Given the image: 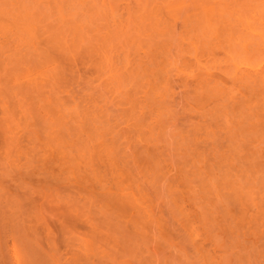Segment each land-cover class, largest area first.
<instances>
[{
	"label": "rangeland",
	"instance_id": "374dc122",
	"mask_svg": "<svg viewBox=\"0 0 264 264\" xmlns=\"http://www.w3.org/2000/svg\"><path fill=\"white\" fill-rule=\"evenodd\" d=\"M230 33L264 49V0H0V264H264V50Z\"/></svg>",
	"mask_w": 264,
	"mask_h": 264
},
{
	"label": "bare ground",
	"instance_id": "6f19581e",
	"mask_svg": "<svg viewBox=\"0 0 264 264\" xmlns=\"http://www.w3.org/2000/svg\"><path fill=\"white\" fill-rule=\"evenodd\" d=\"M162 1H163V0H162ZM62 3H63V2H62ZM177 3H178V2H177ZM179 3L181 4V2H179ZM183 4H184V3L182 2L181 5H183ZM62 5H64V4H62ZM201 5H202V4H201ZM203 5H205V4H203ZM169 6H170V5H169ZM173 6H176V7H177V6H179V4H178V5H175V4H174ZM173 6H171L172 8H171L170 10H173ZM183 6H186V7H187V5H185V4H184ZM205 6H207V8H208L209 5H205ZM205 6H204V7H205ZM211 7H212V6H211ZM161 8H162V7H161ZM179 8H183V7H182V6H179ZM179 8H176L177 11H178ZM209 8H210V7H209ZM168 9H169V8H168ZM168 9H167V10H168ZM185 9H186V8H185ZM200 9H202V6H201ZM203 9H205V8H203ZM234 9H235V8H234ZM238 9H239V8H238ZM240 9H241V8H240ZM243 9H244V8H243ZM174 10H175V7H174ZM189 10H190V9H189ZM189 10H188V11H189ZM213 10H216V9L213 7ZM217 10H219V9H217ZM217 10H216V12L214 11L215 14H216V13H217V14L219 13V12H217ZM227 10H228V9H226V11H227ZM236 10H237V9H236ZM161 11H162V10H161ZM177 11H176V12H177ZM180 11H181V10H180ZM182 11H183V10H182ZM193 11H194V10H193ZM221 11H222V10H221ZM221 11H220V12H221ZM224 11H225V10H224ZM226 11H225V15H227ZM170 12H171V11H170ZM173 12H174V11H173ZM183 12H187V9H186L185 11H183ZM214 12H213V13H214ZM229 12H230V11H229ZM229 12H228V14H229ZM235 12H236V11H235ZM240 12H241V11H240ZM240 12H238V16H239V13H240ZM86 13H87V12H86ZM151 13H152V12H151ZM187 13H188V14H191L190 11L187 12ZM194 13H195V12H194ZM194 13H193V16H192V17L195 18V17H197L198 15H195ZM202 13H204V12L202 11ZM223 13H224V12H223ZM231 13H233V12H231ZM63 14H64V13H63ZM169 14H172V13H169ZM169 14H168V15H169ZM181 14H182V13H180V15H181ZM184 14L186 15V13H184ZM188 14H187V16H188ZM221 14H222V13H221ZM221 14L219 13L220 16H221ZM65 15H66V14H65ZM90 15H91V14H90ZM164 15H165V14H164ZM166 15H167V14H166ZM174 15H175V14L173 13V16H172V17H171L170 15H169V16H170L171 18L174 19ZM178 15H179V13H178ZM206 15H207V13H206ZM233 15H237V12H236V14H233ZM78 16H80V15H78ZM157 16H160V15L157 14ZM190 16H191V15H190ZM190 16H189V17H190ZM204 16H205V14H204ZM214 16H215V17H218V15H217V16L214 15ZM220 16H219V17H220ZM227 16H228V15H227ZM80 17H81V16H80ZM151 17H152V16H151ZM153 17H154V16H153ZM170 17H169V18H170ZM183 17H184V15L182 16L181 20H183ZM210 17H211V16H210ZM229 17H230V16H229ZM232 17H233V16H232ZM232 17H231V19H232ZM240 17H242V15H241ZM246 17H247V15H246ZM254 17H255V16H254ZM74 18H75V17H74ZM76 18H77V17H76ZM160 18H161V17H160ZM178 18H179V17L177 16L176 20H179ZM203 18H204V19H207V17H206V18L203 17ZM220 18H221V17H220ZM222 18H224V17H222ZM227 18H228V17H227ZM234 18H235V17H234ZM234 18H233V19H234ZM242 18H243V17H242ZM247 18H248V17H247ZM128 19H131L130 16H129ZM146 19H148V18H146ZM152 19H153V18H152ZM152 19H151V20H152ZM184 19H185V18H184ZM186 19H191V17H190V18L187 17ZM198 19H199V17H198ZM208 19H209V18H208ZM231 19H230V20H231ZM235 19H236V18H235ZM238 19H239V18H238ZM78 20H79V19H78ZM131 20H132V19H131ZM131 20H130V21H131ZM160 20H161V19H160ZM176 20L174 19V21H176ZM192 20H193V18H192ZM201 20H202V19H201ZM212 20H213V19H212ZM212 20H210V21H212ZM214 20H215V19H214ZM219 20H220V19H219ZM225 20H227V19H224V21H225ZM240 20H241V18H240ZM247 20H248V19H247ZM251 20H252V18H251ZM132 21H133V20H132ZM145 21H146V20H145ZM149 21H150V19L148 20V22H149ZM152 21H155V20H152ZM168 21H169V20H168ZM174 21H173V22H174ZM206 21H207V20H206ZM231 21H232V20H231ZM235 21H236V20H234V23H235V24L239 23L238 20H237L238 22H237V21L235 22ZM244 21H245V20H244ZM124 22H125V21H124ZM126 22H127V21H126ZM126 22H125V23H126ZM161 22H162V21H161ZM169 22H170V24H171V21H169ZM169 22H168V23H169ZM173 22H172V25H173ZM185 22H186V20H185ZM185 22H184V20H183V22H181V23H185ZM215 22H217V20H216ZM215 22L212 21L213 24H215ZM228 22H230V21L228 20ZM242 22H243V21H242ZM125 23H124V24H125ZM198 23H199V22H198ZM205 23L208 24V26H210V25H209V20H208L207 22H205ZM225 23H226V22H225ZM126 24H127V23H126ZM132 24H133V23H132ZM136 24H137V23H136ZM155 24H156V23H155ZM162 24H163V23H162ZM206 24H205V25H206ZM210 24H211V23H210ZM213 24H212V25H213ZM217 24H218V22H217ZM217 24H215V25H217ZM229 24H230V23H229ZM232 24H233V22H232ZM235 24H233V25H235ZM241 24H242V23H241ZM246 24H247V23H246ZM248 24H249V23H248ZM248 24H247V26H248ZM145 25L147 26V24H145ZM152 25H153V24H152ZM163 25H164V24H163ZM182 25H183V24H181V27H182ZM215 25H214V26H215ZM220 25H221V24H220ZM238 25H239V24H238ZM133 26L135 27V26H137V25H135V23H134ZM148 26H150V22L148 23ZM167 26H168V28H169V25H168V24H167ZM185 26H186V23H185ZM185 26L183 25V27H185ZM199 26H200V25H199ZM206 26H207V25H206ZM249 26H250V25H249ZM126 27H127V25H126ZM141 27H143V25H141L140 27H138V30H140L139 28H141ZM171 27H172V26H171ZM183 27H182V28H183ZM187 27H188V26H187ZM189 27H190V26H189ZM189 27H188V29L185 28V31H186V30H189ZM211 27H213V26H210V27H209V30H210ZM226 27H227V26H226ZM231 27H232V26H230V27H228V28H231ZM235 27H236V25H235ZM235 27H234V28H235ZM237 27H238V26H237ZM242 27H243V26H242ZM242 27H241V28H242ZM122 28H123V27H122ZM132 28H133V27H132ZM168 28L165 27V30H166V29L168 30ZM214 28H215V30L217 29L216 27H214ZM243 28H245V26H244ZM250 28L252 29V27H250ZM239 29H240V28H239ZM247 29H249V27H248ZM124 30L126 31L125 27H124ZM167 30H166V31H167ZM172 30H173V29H172ZM181 30H182V29H181ZM209 30H207V31L205 30V33H208ZM211 30H212V32H213L214 29L211 28ZM230 30H232V29H230ZM242 30H243V29H242ZM162 31H163V32H162ZM162 31H158V32H162V33L165 32L163 29H162ZM182 31H184V30H182ZM185 31H184V32H185ZM156 32H157V31H156ZM184 32H183V33H184ZM187 32H188V31H187ZM203 32H204V30H203ZM232 32L235 33L236 31L234 30V31H232ZM242 32H243V34H244V31H242ZM145 33H146V32H145ZM162 33H161V34H162ZM181 33H182V32H181ZM183 33L181 34V37H183V36H182ZM227 33H228V35H229V32H227ZM247 33H248V32H247ZM247 33H246V34H247ZM147 34H148V32H147ZM164 34H165V33H164ZM169 34H172V33H168V35H169ZM188 34H189V33H188ZM194 34H195V33H193V35H194ZM197 34H198V32H197ZM210 34H211V33L209 32L208 35H210ZM212 34H213V33H212ZM215 34H216V33H215ZM237 34H238V33H237ZM246 34H245V35H246ZM248 34H249V33H248ZM248 34H247V35H248ZM250 34H251V33H250ZM145 35H146V34H145ZM177 35H178V37H179V34H177ZM184 35H185V34H184ZM208 35L205 34L204 36L207 37ZM224 35H225V34H224ZM224 35H223V37H225ZM235 35H236V34H234V36H235ZM241 35H242V34H241ZM251 35H252V34H251ZM146 36H147V35H146ZM172 36H173V35H172ZM174 36H176V35L174 34ZM174 36H173V37H174ZM185 36H186V35H185ZM189 36H190V34H189ZM189 36H187V37H188V40H191L193 37H195V36H193V37L190 36L191 39H189ZM202 36H203V34H202ZM234 36H233L232 33H230V37L232 38V40H230V41H233L234 44H235V46H233L232 42H230V45L233 46V47H232V46H231V47L234 48V50H235V47H236V46H237L236 48H238V49H240V50H245V49H246V46H247V48H248V47L250 48L251 43L254 42V41H251V43L249 44V46H248V45H245V44H244V45H241L242 43H241V44L239 43V42H240V41H239V36H240V34H239L238 38H236L237 35L235 36V38H234ZM249 36H250V35H249ZM249 36H245L246 39H247V37H249ZM150 37L152 38V35H151ZM153 37H154V36H153ZM178 37H177V39H178ZM196 37H199L201 40L203 39V41L206 39L205 37H204L205 39H204V38H201V36H196ZM210 37H211V36H210ZM226 37H227V36H226ZM226 37H225V38H226ZM228 37H229V36H228ZM245 37L242 36L241 39H242V38L244 39ZM257 37H259V35H258ZM260 37H261V36H260ZM134 38H135V37H134ZM156 38H157V37H156ZM160 38H161V37H160ZM250 38H252V37H250ZM250 38H249V39H250ZM166 39H167V37H166ZM174 39H175V38H174ZM186 39H187V38H186ZM196 39H197V41L199 40L198 38H196ZM241 39H240V40H241ZM262 39H263V38H262ZM262 39L259 40V41L262 42ZM134 40H135V39H134ZM155 40H156V39H155ZM183 40H184V39H183ZM188 40H187V41H188ZM193 40H194V39H193ZM207 40H210V38H207ZM222 40H223V38L221 39V41H222ZM225 40L227 41V38H226ZM225 40H224V42H225ZM236 40L239 41V42L235 43ZM247 40H248V39H247ZM252 40H253V39H252ZM146 41H147V40H146ZM165 41H166V40H165ZM165 41H164V42H165ZM173 41H174V40H173ZM176 41H177V43L179 42L178 40H176ZM199 41H200V40H199ZM199 41H198V43H199ZM213 41H214V40H213ZM228 41H229V40H228ZM241 41H242V40H241ZM244 41H245V40H243L242 42H244ZM152 42H153V41H152ZM166 42H167V41H166ZM166 42H165V43H166ZM168 42H169V41H168ZM168 42H167V43H168ZM171 42H172V41H171ZM180 42H181V41H180ZM184 42H185V40H184ZM205 42H207V41L205 40ZM216 42H217V41H216ZM249 42H250V41H249ZM146 43H147V42H146ZM165 43H163V46L166 47ZM187 43H189V42H187ZM217 43H218V42H217ZM244 43H245V42H244ZM255 43H256V40H255ZM255 43L252 44V45H255V47H257L258 45H261V44L258 43V45L256 46ZM147 44H148V43H147ZM155 44H156V43H155ZM174 44H175V43H174ZM181 44H182V43H181ZM192 44H193V43H192ZM223 44H224V43H223ZM160 45H162V43L160 44V42H159V46H160ZM186 45H187V44H186ZM190 45H191V43H190ZM190 45H188L189 48H190ZM212 45H213V44H212ZM212 45H211V46H212ZM252 45H251V46H252ZM145 46H146V45H145ZM152 46H153V45H151L150 48H151ZM155 46H156V45H154V47H155ZM157 46H158V44H157ZM163 46H162V47H163ZM173 46H174V45H173ZM173 46H172V44H171V47H173ZM175 46L177 47L176 44H175ZM179 46H181V45L178 44V47H179ZM184 46H185V44H184ZM162 47H161V48H162ZM165 47H164V48H165ZM167 47L169 48V45H168ZM167 47H166V48H167ZM171 47H170V48H171ZM176 47H175V48H176ZM178 47H177V48H178ZM191 47H192V46H191ZM193 47H194V45H193ZM193 47H192V48H193ZM146 48H149V44H148V47L146 46ZM155 48H156V47H155ZM157 48H158V47H157ZM157 48H156V51H157ZM166 48H165V49H166ZM185 48H186V47H185ZM232 48H231V49H232ZM152 49H153V48H152ZM159 49H160V48H159ZM159 49H158V51H159ZM162 49H163V48H162ZM178 49H179V48H178ZM182 49H183V47H182ZM238 49H237V51H238ZM252 49H255V48H251V50H250V49H249V50L252 51ZM146 50H147V49H146ZM167 50H168V49H167ZM179 50H180V49H179ZM187 50H188V49H187ZM227 50H229V49H227ZM240 50H239V51H240ZM259 50L262 51V50H264V49H261V48L258 49V47H257V48L255 49V51H254V50H253V51H254L255 53L257 52V53L259 54V52H258ZM154 51H155V50H154ZM162 51H163V50H161V52H162ZM165 51H166V50H165ZM176 51L179 52L177 49H176ZM181 51H183V50H181ZM230 51H231V50H230ZM230 51H227V52H229V53H227V52H225V50H224V52L227 53V54H229V55H230V53H231ZM232 51H233V49H232ZM253 51H252V52H253ZM146 52H147V51H146ZM166 52H167V51H166ZM195 52H196V50H195ZM235 52H236V50H235ZM235 52L233 51V54H236ZM240 52H241V51H240ZM240 52H237V54L240 53ZM254 52H253L252 54H251L250 52H249V53H250V55H253ZM263 52H264V51H263ZM162 53H163V52H162ZM222 53H223V51H222ZM241 53H242V52H241ZM241 53H240V54H241ZM246 53H248V51H246ZM249 53H248V55H245L244 58H248V57H246V56H249ZM160 54H161V53H160ZM214 54H215V53H214ZM242 54H243V53H242ZM262 54H263V53H262ZM222 55H223V54H222ZM224 55H225V54H224ZM238 55H239V54H238ZM238 55H236V56H238ZM260 55H261V54H260ZM230 56H234V55L231 54ZM239 56H240V55H239ZM239 56H238V57H239ZM243 56H244V55H243ZM243 56H241V58H239V59L242 60V59H243V58H242ZM214 57H215V56H214ZM223 57H224V56H223ZM228 57H229V56H228ZM228 57H227V60H228ZM238 57H236V58H238ZM253 57H255V54H254ZM258 57H259V56H258ZM263 57H264V56H263ZM225 58H226V57H225ZM230 58H232L233 60L235 59L234 57H230ZM249 58H250V56H249ZM194 59H195V58H194ZM213 59H215V58H213ZM239 59H237V60L239 61ZM252 59H253V58H252ZM235 60H236V59H235ZM245 60H246V59H245ZM245 60H244V61H245ZM228 61L230 62V59H229ZM228 61H227V62H228ZM251 61H255V60H251ZM257 61H259V59H258ZM260 61H261V60H260ZM108 62H109V61H108ZM220 62H221V61H220ZM234 62H235V61H234ZM234 62H233V63H234ZM239 62H240V61H239ZM241 62H243V60H242ZM247 62H249V61L247 60ZM247 62L245 61V63H247ZM109 63H110V62H109ZM196 63H197V62H196ZM214 63H217V62H214ZM221 63H223V62H221ZM221 63H220V64H221ZM236 63H237V62H236ZM252 63H253V62H252ZM260 63H261V62H260ZM114 64H115V63H114ZM228 64H229V63H228ZM231 64H232V62H231ZM248 64H249V63H248ZM250 64H251V62H250ZM250 64H249V65H250ZM254 64H256V62H255ZM254 64H253V65H254ZM257 64H259V62H257ZM121 65H122V64H121ZM221 65H222V64H221ZM253 65H251V66H253ZM179 66H180V65H179ZM199 66H200V65H199ZM233 66H234V65H233ZM247 66H248V65H247ZM119 67H120V66H119ZM230 67L233 68L232 65H230L228 69H230L231 71H234V70H232ZM117 68H118V67L116 66V69H117ZM120 68H121V67H120ZM236 68H237V67H236V65H235V69H236ZM240 68H241V67H240ZM245 68H246V67H245ZM245 68L243 67L242 70H245ZM249 68H250V67H249ZM252 68H253V67H252ZM118 69H119V68H118ZM118 69H117V70H118ZM176 69H177V68H176ZM196 69H198V68H196ZM204 69H205V68H204ZM254 69H255V68H254ZM258 69H259V67H258ZM135 70H137V68H136ZM135 70H134V71H135ZM256 70H257V68H256ZM181 71L183 72L184 70H181ZM238 71H239V69H238ZM245 71H248L247 74L249 75V70H245ZM252 71H253V70H252ZM137 72H138V70H137ZM137 72H135V73H137ZM177 72H178V70H177ZM184 72H185V71H184ZM227 72H228V71H227ZM236 72H237V71H236ZM239 72H241V69H240ZM250 72H251V71H250ZM135 73H134V75H135ZM139 73H140V72H139ZM179 73H181V72H179ZM185 73H186L187 75L190 74L189 72H188L189 74H188L187 72H185ZM191 73H193V72H191ZM237 73H238V72H237ZM241 73H242V72H241ZM243 73H245V72L243 71ZM251 73H253V72H251ZM251 73H250V75H251ZM258 73H259V72H258ZM131 74H133V73H131ZM183 74H184V73H183ZM207 74H208V73H207ZM224 74L226 75V77L229 75V73H228V75L226 74V70H225V73H224ZM231 74H232V72H231ZM254 74H257V71H256V73H255V70H254L253 75H254ZM190 75H192V74H190ZM236 75H239V73L236 74ZM131 76H132V75H131ZM131 76H130V77H131ZM137 76H138V74H137ZM242 76H243V75H242ZM261 76H262V75H261ZM230 77H232V75H231ZM234 77H235V75H234ZM234 77H232V78H234ZM248 77H251V76H248ZM248 77H247V78H248ZM262 77H263V76H262ZM120 78H121V77H120ZM128 78H129V77H128ZM128 78H124V79L126 80V79H128ZM132 78H133V77H132ZM232 78H229V76H228V79H232ZM254 78H255V77H254ZM129 79H130V82H131V78H129ZM255 79H256V78H255ZM132 80H133V79H132ZM248 80H249V78H248ZM252 80H253V79H252ZM256 80L260 81L259 79H256ZM126 81H128V80H126ZM246 81H247V79L245 80V82H246ZM124 82H125V81H124ZM130 82H129V83H130ZM243 82H244V81H243ZM243 82H242L241 84H243ZM249 82H252V81H249ZM263 82H264V81H263ZM125 83H126V82H125ZM129 83H128V84H129ZM234 83H235V82H234ZM256 83H257V82H256ZM256 83H254V84H256ZM239 84H240V83H239ZM257 84L259 85L260 83H257ZM216 85H217V84H216ZM237 85H238V84H237ZM218 86H220V85H217V87H218ZM250 86L252 87L251 84L248 85L249 88H250ZM253 86H254V85H253ZM255 86L257 87V85H255ZM212 87H213V86H212ZM215 87H216V86H215ZM220 87H221V86H220ZM246 87H247V86H246ZM246 87H245V88H246ZM248 87H247V89H248ZM256 87H255V88H256ZM262 87H264L263 84H262ZM245 88H244V89H245ZM258 88H261V87H258ZM221 89H222V88H221ZM244 89H243L242 91H244ZM216 90H218V89L213 90V92L216 91ZM250 90H251V89H250ZM197 91H198V90H197ZM257 91H259V90H257ZM261 91H262V88H261ZM218 92H219V91H218ZM208 93H209V92H208ZM214 93H215V92H214ZM216 93H217V91H216ZM254 93H255V92H254ZM219 94H221V93H219ZM252 94H253V93H250V95H252ZM261 94H262V92H261ZM214 95L216 96V94H214ZM214 95H213V96H214ZM250 95L248 94L249 97H250ZM257 97H258V96H257ZM216 98H217V96H216ZM255 98H256V97H255ZM132 200H133V199H132ZM132 200H131V201H132ZM129 201H130V200H129ZM131 201H130V202H131ZM133 207L136 208V206H133Z\"/></svg>",
	"mask_w": 264,
	"mask_h": 264
}]
</instances>
